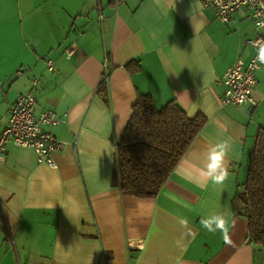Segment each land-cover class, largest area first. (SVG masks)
<instances>
[{
	"label": "crops",
	"instance_id": "obj_1",
	"mask_svg": "<svg viewBox=\"0 0 264 264\" xmlns=\"http://www.w3.org/2000/svg\"><path fill=\"white\" fill-rule=\"evenodd\" d=\"M256 36L264 27L248 9L223 23L202 0H0V128L32 88L35 112L61 118L45 130L66 142L54 167L29 147L0 152V264H264L232 207L264 126V65L249 114L218 102L219 79L254 55L246 41ZM138 94L206 119L152 197L123 194L115 180V144ZM216 216L227 241L202 223Z\"/></svg>",
	"mask_w": 264,
	"mask_h": 264
},
{
	"label": "trees",
	"instance_id": "obj_2",
	"mask_svg": "<svg viewBox=\"0 0 264 264\" xmlns=\"http://www.w3.org/2000/svg\"><path fill=\"white\" fill-rule=\"evenodd\" d=\"M138 67L131 61L125 68ZM206 119L188 117L173 100L157 108L138 94L131 116L115 144V180L121 193L155 196ZM235 214L247 220V241L264 250V126L256 132L243 190L232 201Z\"/></svg>",
	"mask_w": 264,
	"mask_h": 264
},
{
	"label": "built area",
	"instance_id": "obj_3",
	"mask_svg": "<svg viewBox=\"0 0 264 264\" xmlns=\"http://www.w3.org/2000/svg\"><path fill=\"white\" fill-rule=\"evenodd\" d=\"M204 7L213 10L215 17L223 23L229 22L233 14L242 8L250 12L253 23L257 27H264V0H202ZM255 48L254 55L249 60L238 56L227 67L219 82L225 85L222 96L218 97L220 105L234 104L236 106L254 105L255 99L252 90L256 83V72L264 65V36H256L246 41ZM75 43L70 44L64 54L71 55ZM48 70H53L52 60H47ZM20 70L16 74L20 75ZM105 74L104 80L107 79ZM35 84L36 81H33ZM36 97L33 89L21 93L10 105L6 121L0 128V152L5 145L12 143L16 147L32 148L39 163L55 166L53 153L65 148L66 142L57 139L52 133L45 130L46 126H53L61 121L56 112L45 108L35 112ZM130 247L142 248L141 242H130Z\"/></svg>",
	"mask_w": 264,
	"mask_h": 264
},
{
	"label": "clouds",
	"instance_id": "obj_4",
	"mask_svg": "<svg viewBox=\"0 0 264 264\" xmlns=\"http://www.w3.org/2000/svg\"><path fill=\"white\" fill-rule=\"evenodd\" d=\"M261 55L262 57H264V53H262ZM223 178L224 177L221 176L218 179L223 180ZM202 223L210 232H215L216 230H220L221 232H223L225 236V240L227 241L228 227H227V221L225 217L216 216L211 221H203ZM213 224L215 225L214 227H213Z\"/></svg>",
	"mask_w": 264,
	"mask_h": 264
},
{
	"label": "water",
	"instance_id": "obj_5",
	"mask_svg": "<svg viewBox=\"0 0 264 264\" xmlns=\"http://www.w3.org/2000/svg\"><path fill=\"white\" fill-rule=\"evenodd\" d=\"M252 108H253L252 105L245 106L246 113L249 114V112L252 110Z\"/></svg>",
	"mask_w": 264,
	"mask_h": 264
}]
</instances>
